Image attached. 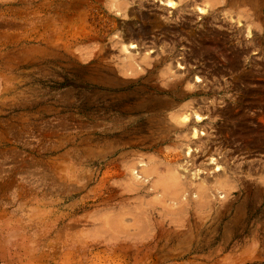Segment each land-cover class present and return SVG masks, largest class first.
Returning <instances> with one entry per match:
<instances>
[{
  "label": "rangeland",
  "instance_id": "obj_1",
  "mask_svg": "<svg viewBox=\"0 0 264 264\" xmlns=\"http://www.w3.org/2000/svg\"><path fill=\"white\" fill-rule=\"evenodd\" d=\"M174 1L0 0V264H264V0Z\"/></svg>",
  "mask_w": 264,
  "mask_h": 264
},
{
  "label": "bare ground",
  "instance_id": "obj_2",
  "mask_svg": "<svg viewBox=\"0 0 264 264\" xmlns=\"http://www.w3.org/2000/svg\"><path fill=\"white\" fill-rule=\"evenodd\" d=\"M128 2V1H118V3H117V5L116 6H118L119 8L120 7H122V9H123V7H125V5H126V3ZM153 2V1H152ZM152 2H148L150 5L152 4ZM177 2V1H176ZM158 3L159 4H162V5H164V6H166V7H171V6H173V4H175V1L174 0H158ZM122 4V5H121ZM138 4L140 5L139 6V8H137L139 11H141L140 13V15H139V17H142L143 16V12H142V10L144 9V8H148L146 5H145V3H139L138 2ZM137 4V5H138ZM153 4H154V2H153ZM152 4V5H153ZM121 5V6H120ZM149 5V6H150ZM201 6L202 5H200V7H198L199 9H201ZM143 7V8H142ZM140 8H141V10H140ZM150 8V7H149ZM148 8V9H149ZM153 8V7H152ZM161 8V7H160ZM162 9V8H161ZM164 9H167V8H165L164 7ZM174 9V8H173ZM177 9V8H176ZM155 10V9H154ZM204 10V9H203ZM159 11V10H158ZM149 12V11H148ZM163 14V13H162ZM162 16V15H161ZM136 17V16H135ZM191 17V16H190ZM136 21V23H137V20H135ZM141 21V20H140ZM163 21H164V19H163ZM141 23V22H140ZM165 23H167V22H165ZM134 24V23H133ZM136 25V24H135ZM126 28H127V26H125ZM135 27V26H134ZM164 28V27H163ZM136 29V28H135ZM170 29V28H169ZM127 30V29H126ZM166 30V29H165ZM144 31V27H142V26H139L138 25V27H137V29H136V31H132V27H130L129 25H128V30L126 31L127 33H128V35H126V36H130L131 37V34H133V33H135V32H139V33H142ZM125 32V33H126ZM143 34V33H142ZM139 36V35H138ZM142 36V35H141ZM149 37V36H148ZM127 38V37H126ZM134 38H136V36L134 37ZM145 39V38H144ZM133 40V39H132ZM192 40V39H191ZM166 41V40H165ZM141 42V41H140ZM146 42V41H145ZM153 42H155V41H153ZM171 42V41H170ZM142 43V42H141ZM152 43V42H151ZM128 45L129 46H127V47H133V46H136L135 44H134V42L133 41H131V42H129L128 43ZM189 45V44H188ZM120 110V109H119ZM188 113H183V114H180V115H178V118L183 122V121H187V119H188ZM194 116H195V118H199L200 117V115L198 114V113H194ZM178 122V121H177ZM193 132V134L195 133L194 132V130L192 131ZM155 146V145H154ZM168 158V157H167ZM170 158V157H169ZM168 160V159H167ZM166 160V161H167ZM170 160V159H169ZM174 160V159H173ZM164 161V160H163ZM156 162V161H155ZM172 162V161H171ZM148 169V168H147ZM162 172V171H161ZM154 174V173H153ZM156 176V175H155ZM158 176V175H157ZM144 182V181H143ZM151 182V181H150ZM149 182V183H150ZM142 184V183H141ZM138 185V184H137ZM153 187V186H152ZM158 187V186H157ZM168 188V187H167ZM136 189V188H135ZM145 189H146V186H145ZM144 189V190H145ZM156 189V188H155ZM150 190H153V189H150ZM141 191V190H140ZM155 191V190H154ZM145 192V191H144ZM148 192H150V191H148ZM147 193H145V195H146ZM148 195V194H147ZM136 219H138V218H136ZM104 221V220H103ZM137 221V220H136ZM102 222V221H101ZM119 225V224H118ZM117 225V226H118ZM115 226V225H114ZM120 226V225H119ZM116 227V226H115Z\"/></svg>",
  "mask_w": 264,
  "mask_h": 264
},
{
  "label": "snow or ice",
  "instance_id": "obj_3",
  "mask_svg": "<svg viewBox=\"0 0 264 264\" xmlns=\"http://www.w3.org/2000/svg\"><path fill=\"white\" fill-rule=\"evenodd\" d=\"M133 47H135V46H133Z\"/></svg>",
  "mask_w": 264,
  "mask_h": 264
}]
</instances>
